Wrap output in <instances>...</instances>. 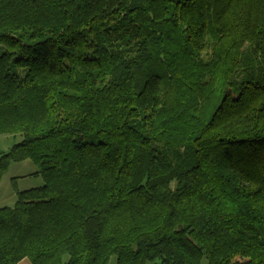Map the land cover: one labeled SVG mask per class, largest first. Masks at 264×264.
Masks as SVG:
<instances>
[{
  "label": "trees",
  "instance_id": "trees-1",
  "mask_svg": "<svg viewBox=\"0 0 264 264\" xmlns=\"http://www.w3.org/2000/svg\"><path fill=\"white\" fill-rule=\"evenodd\" d=\"M0 264H264V0H0Z\"/></svg>",
  "mask_w": 264,
  "mask_h": 264
},
{
  "label": "rangeland",
  "instance_id": "rangeland-1",
  "mask_svg": "<svg viewBox=\"0 0 264 264\" xmlns=\"http://www.w3.org/2000/svg\"><path fill=\"white\" fill-rule=\"evenodd\" d=\"M21 134H0V154L9 151L13 144L22 140ZM2 150H5L2 152ZM38 166L30 159L12 161L0 181V207L12 206L17 198V190H26L44 184L43 176L37 174ZM109 264H117L113 255ZM154 264H161L159 261Z\"/></svg>",
  "mask_w": 264,
  "mask_h": 264
},
{
  "label": "crops",
  "instance_id": "crops-1",
  "mask_svg": "<svg viewBox=\"0 0 264 264\" xmlns=\"http://www.w3.org/2000/svg\"><path fill=\"white\" fill-rule=\"evenodd\" d=\"M5 150H2V152ZM17 264H32L29 258H24L23 260H21L20 262H18Z\"/></svg>",
  "mask_w": 264,
  "mask_h": 264
}]
</instances>
